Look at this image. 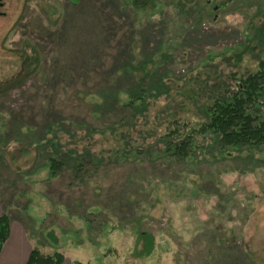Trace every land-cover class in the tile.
<instances>
[{"label":"rangeland","instance_id":"obj_1","mask_svg":"<svg viewBox=\"0 0 264 264\" xmlns=\"http://www.w3.org/2000/svg\"><path fill=\"white\" fill-rule=\"evenodd\" d=\"M1 10L0 210L33 246L71 264H264V146L200 126L233 74L264 71V0ZM173 130L187 159L162 153Z\"/></svg>","mask_w":264,"mask_h":264},{"label":"trees","instance_id":"obj_2","mask_svg":"<svg viewBox=\"0 0 264 264\" xmlns=\"http://www.w3.org/2000/svg\"><path fill=\"white\" fill-rule=\"evenodd\" d=\"M135 6H145L151 0H131ZM233 84L222 88L219 95L204 107V120L200 123L203 129L218 136L222 145L240 148L247 145L264 146V71L248 73L241 76L232 75ZM137 95L143 94L136 92ZM141 99L142 96H139ZM132 101L128 103L132 106ZM141 103L140 105H142ZM169 140L163 144L162 153L168 157L187 159L194 152L190 150L192 136L173 141L176 130L171 131ZM174 132V133H173ZM193 140V138H192ZM58 161V160H57ZM53 157H49L48 169L50 173L59 168ZM10 218L7 213L0 214V251L9 236ZM47 237L56 244V236L50 230ZM146 247L143 251L149 254L153 250L154 239L151 234L141 232ZM144 244V245H145ZM64 256L60 252L43 254L37 246L31 248L24 264H62ZM74 264H78L75 262Z\"/></svg>","mask_w":264,"mask_h":264},{"label":"crops","instance_id":"obj_3","mask_svg":"<svg viewBox=\"0 0 264 264\" xmlns=\"http://www.w3.org/2000/svg\"><path fill=\"white\" fill-rule=\"evenodd\" d=\"M4 211L0 210V214ZM10 218L9 236L0 251V264H24L33 246L20 220ZM62 264H71L64 259Z\"/></svg>","mask_w":264,"mask_h":264},{"label":"flooded vegetation","instance_id":"obj_4","mask_svg":"<svg viewBox=\"0 0 264 264\" xmlns=\"http://www.w3.org/2000/svg\"><path fill=\"white\" fill-rule=\"evenodd\" d=\"M4 7V0H0V17L5 15V12L1 9Z\"/></svg>","mask_w":264,"mask_h":264}]
</instances>
